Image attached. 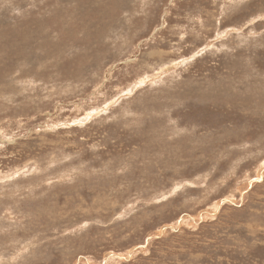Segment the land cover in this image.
<instances>
[{
    "label": "rangeland",
    "instance_id": "obj_1",
    "mask_svg": "<svg viewBox=\"0 0 264 264\" xmlns=\"http://www.w3.org/2000/svg\"><path fill=\"white\" fill-rule=\"evenodd\" d=\"M0 264H264V0H0Z\"/></svg>",
    "mask_w": 264,
    "mask_h": 264
}]
</instances>
